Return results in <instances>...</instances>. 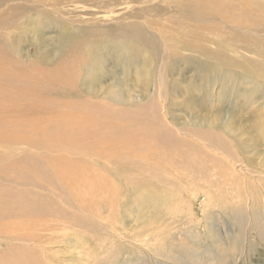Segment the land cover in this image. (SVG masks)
Here are the masks:
<instances>
[{
  "label": "bare ground",
  "instance_id": "obj_1",
  "mask_svg": "<svg viewBox=\"0 0 264 264\" xmlns=\"http://www.w3.org/2000/svg\"><path fill=\"white\" fill-rule=\"evenodd\" d=\"M86 1L0 0V140L15 138L14 143L41 152L29 158V163H35L30 166L32 180L28 174H15L5 180L9 184L0 186L1 226L13 227L10 221L14 220L36 223L33 228L16 224L22 233L6 234L9 244L24 240L40 247L27 256L25 264L46 263L44 247L55 237L52 230L80 223L91 228L97 223L98 228L110 230L109 225L130 222L140 211L145 213L140 205L152 192L150 188L163 194L159 189L165 187L152 183L146 193L141 188L153 179H165L170 169L175 178L179 174L189 178L192 173L211 187L216 180L208 177L215 173L216 163H252L254 156L264 154V0H175L181 10L170 6L176 9L165 20L166 34L163 29L156 34L139 20L144 8L118 13L114 8L125 2L109 1L105 12L117 14L118 24L104 28L111 34L108 40L98 38L105 37L103 29L82 26L85 20L73 19L76 24L67 33L74 54L66 67L31 78L33 67L44 69L46 63L39 54L30 56L21 49L28 46L26 38L43 31L51 18L61 25L69 23L65 2ZM219 23L223 29L226 23L229 27L216 31ZM221 41L231 46L221 48ZM115 49L126 51L136 66V83L122 74L104 85L106 59ZM189 53L195 55L184 61ZM81 64L88 82L83 92L76 76ZM13 66H26L29 72ZM189 66L191 80H202L191 88L200 96L193 92L182 101L180 75ZM93 81L100 88L90 89ZM66 83L76 95H68L70 91L61 87ZM63 149L70 151L59 152ZM43 151L47 167L40 166ZM27 162H13L7 168L11 171ZM222 178L217 182L226 186L228 180ZM10 256H0V264L9 262ZM10 264H15L14 258Z\"/></svg>",
  "mask_w": 264,
  "mask_h": 264
},
{
  "label": "rangeland",
  "instance_id": "obj_2",
  "mask_svg": "<svg viewBox=\"0 0 264 264\" xmlns=\"http://www.w3.org/2000/svg\"><path fill=\"white\" fill-rule=\"evenodd\" d=\"M109 1L113 0H88L85 3H73L71 5L65 2L63 4L65 9L69 8L66 14L69 23L66 25L56 23L53 18L45 22V18H43L45 22L43 26H46L44 30L42 31L41 29L37 35H30L26 38L28 40L27 47H30V49L27 47L21 48L27 49L30 56L39 54V59L42 58V61L46 63L44 69L38 66L33 67V74L30 73L31 78L35 76L39 79L41 75L47 74L48 71L66 67L68 57L74 54L67 33L68 28H72L76 24L73 22V19H83L85 21L81 24L82 26L87 25L89 28L97 27L103 29V31L109 25L118 24L116 22L117 14L112 13L111 16H107L105 12L106 4ZM115 1L125 2L118 4L114 8L118 13L135 12L144 8L140 11L142 17L139 20L143 24L151 26L156 34L161 33L162 29L163 33L166 34L165 20L168 18L169 11L176 9V7H170L171 5H177V10H181L178 7L179 3L175 0H147L148 2L146 3H143L144 0H139L140 3H135L136 0ZM156 6H160L161 9ZM82 7L84 8L82 9ZM127 7L128 9H126ZM225 26L229 27L228 23ZM226 27L223 29L219 23V28L216 31H225ZM104 33L105 37L98 38L106 41L108 40L107 37H111V34L105 31ZM143 33L148 36L147 32L144 31ZM216 35L214 33L212 36L216 37ZM80 36L82 39L85 38L83 33H80ZM93 36L97 38L95 34ZM132 44L133 42L127 45ZM219 45L221 48H229L231 46L223 41ZM233 46L239 47L237 43ZM118 50L115 49L114 52L108 53L109 59H106V63L108 64L104 66V70L107 71L104 85L106 83H114L115 79L122 74L127 77L128 81L133 83L138 81L137 77L135 79L134 74L136 66L128 58L127 52L123 51L119 53ZM21 52L26 54L23 50ZM194 55L191 53L187 54V58L185 57L184 61L191 60L190 58ZM202 57L206 61L211 62L209 55L204 54ZM19 59L21 60L22 58ZM13 67L29 72L26 66H22V68H18V66ZM131 69L133 71H129ZM189 69L190 66L184 69L180 75V85H184L182 88H179V99L182 101L190 93H197V90L192 92L191 88L202 82V80L196 78L191 80L192 78L190 77H193V74L188 76ZM82 71L83 64L78 65L76 76L79 75V81L77 86L83 92L86 86L85 83L88 84V82L84 71ZM96 83L93 81L90 89L95 90L97 87L100 88L99 83ZM61 87L64 90L70 91L68 95H76V91L69 88L67 83L61 84ZM184 87L186 91L183 89ZM196 96L200 95L197 93ZM233 103L231 102V104ZM259 104L258 102L255 106ZM180 108L182 109V107ZM41 125L45 127V122L41 121ZM13 141H15V138L0 140L1 188H4L5 184H9L5 180L8 177H14L15 174H28L30 175V180L33 178V171L30 166H33L35 163H29V158L31 155H36L39 152L30 148H24L22 143H14ZM66 151L70 150L63 149L59 152L66 153ZM249 156H252V153ZM59 157H62V155H59ZM240 157H242V153ZM21 160H28V162L14 167L11 171L7 168L13 162ZM40 163L42 167H47V164H49L44 156V151L42 152ZM233 164L225 163L224 165L216 163L215 173H213L215 175H209L208 177V179L214 178L216 180L215 182L213 181L211 187L210 185L209 187L207 186L208 183L204 179L194 176L192 173L189 178L186 177V174L178 175V178L184 176L183 179L175 178L173 170L170 169V174L168 173L169 175L165 179H153V182H149L148 187L144 184V187L141 188V191H145L144 193H146L152 183H155L159 187L164 185L165 189H159V191L163 194L165 193V195L160 194L158 190L153 192L151 187L150 191L152 192L149 194L147 200L140 201V207L143 208L145 206V209H142L143 211L145 210V213L140 211V215L131 217L130 222L118 223L117 221L118 224L114 227L109 225L110 230L98 228L97 223L94 224L93 228L88 227L87 224L80 223L81 226L75 228L66 226L65 228L60 227L57 230H52L55 233V237H52L50 242H46L44 247L48 250L45 253L47 260L45 264H49L50 260L58 264H264V167H262L264 166V154L263 156H259V158L258 156H254L252 163L238 161L235 163L236 165ZM222 177L228 180L226 186L225 184L222 186L223 183L217 182L220 178L224 179ZM184 180L185 182H183ZM188 180L189 182H187ZM19 182L17 181V183ZM189 183L192 185H189ZM196 187L201 188L198 189L199 191L193 192V189ZM207 190L213 191L210 196L205 195L208 192ZM169 195L171 197L169 201L162 199L163 196L169 197ZM3 201L5 200L3 199ZM156 201L159 202L157 203ZM103 215L107 216L106 213ZM141 215L142 217H140ZM25 221H10L13 227L7 225L6 227H2L0 224V230L2 231L0 233V249H5L4 253L0 252V256L6 253L11 255L9 262L6 261L4 264H10L13 258L15 259V264H25L27 256L35 253V250L40 251V247L33 246L29 241L21 240L17 244L6 242V234L20 232V228L16 224L26 228H33L36 224ZM50 223L55 224L54 221ZM115 223L116 221L113 222V225ZM112 227L114 230H112ZM52 231H48L49 233H47L54 234ZM58 231L61 235H58ZM95 236L99 238L96 241L93 239L96 238ZM28 242L29 244H26ZM45 249L42 250L45 251ZM49 251H54L55 255L50 254ZM85 254L86 257H84ZM2 262L3 260H1Z\"/></svg>",
  "mask_w": 264,
  "mask_h": 264
}]
</instances>
